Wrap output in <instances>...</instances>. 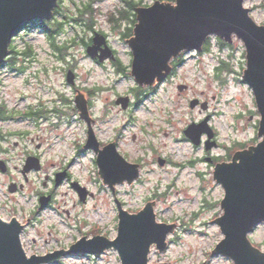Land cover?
<instances>
[{
	"label": "clouds",
	"instance_id": "clouds-1",
	"mask_svg": "<svg viewBox=\"0 0 264 264\" xmlns=\"http://www.w3.org/2000/svg\"><path fill=\"white\" fill-rule=\"evenodd\" d=\"M50 2L43 28L27 24L12 35L0 66V228L15 221L25 264H32V251L60 247L61 233L65 243L78 242L56 252L64 253L56 264H125L116 246L122 218L149 208L153 225L165 231L163 248L147 244L144 264H238L220 251L228 240L220 223L228 191L216 174L221 166L241 167L238 155H254L264 145V113L245 82V39L237 31L210 32L198 46L169 54L151 82H141L131 42L146 0ZM153 2L176 11L181 0ZM234 2L244 21L264 31V0ZM21 113L22 120L9 119ZM202 124L207 131L198 143L185 134ZM108 144L126 166L135 165L133 175L108 180L100 165ZM69 162L72 175H57ZM74 185L83 186V200ZM26 208L38 211L24 218ZM94 227L108 237L84 235ZM95 238L108 246L68 255ZM243 240L264 257V221L244 231Z\"/></svg>",
	"mask_w": 264,
	"mask_h": 264
},
{
	"label": "water",
	"instance_id": "water-1",
	"mask_svg": "<svg viewBox=\"0 0 264 264\" xmlns=\"http://www.w3.org/2000/svg\"><path fill=\"white\" fill-rule=\"evenodd\" d=\"M52 6L50 0H0V66L7 55L5 48L9 38L25 24L47 17ZM140 18L137 39L131 42L136 57L134 75L139 81L150 83L169 54L182 47L190 49L198 46L208 33L215 32L227 37L231 31H237L249 49V71L245 74V81L255 90L259 110L264 113V31L255 30L238 15L234 0H181L180 8L176 11L152 5L140 10ZM101 43L103 40L98 37L97 47ZM89 55L94 57L95 49H90ZM71 80L72 75L69 74L68 82L71 83ZM79 104L83 107L82 98ZM202 131H207L203 124L199 127L193 125L185 134L198 143ZM89 146H95L94 142ZM105 147L109 148L102 154L100 165L108 180L116 182L126 175L134 174L135 165L126 166L111 151L110 144ZM34 158H30L29 167L35 165ZM238 158L242 160L241 167L221 166L216 174L217 180L228 191L224 202L227 215L220 221L228 234V240L220 251L237 258L238 264H264V257H258L243 240L244 231L264 221V145L254 155L243 154L238 155ZM58 175L62 177L66 173ZM44 198L42 205L47 206L48 197ZM17 231L19 229L15 221L10 228H0V264H25L16 240ZM164 231V226L153 225L150 208L136 218H127L125 215L122 218L121 236L116 242L125 264H144L147 244L152 241L160 243L163 248ZM107 246L103 238H95L88 243L81 241L71 253H98ZM63 254H51L54 256L49 258L34 256L32 264L56 263L54 257Z\"/></svg>",
	"mask_w": 264,
	"mask_h": 264
},
{
	"label": "rangeland",
	"instance_id": "rangeland-1",
	"mask_svg": "<svg viewBox=\"0 0 264 264\" xmlns=\"http://www.w3.org/2000/svg\"><path fill=\"white\" fill-rule=\"evenodd\" d=\"M145 0H136V3L137 5H140L141 3H144ZM147 2V7H150L152 5H154V2L153 0H146ZM145 7V8H147ZM41 20H36V21H33L32 23L30 24H33L34 26H40L41 28H43V25L42 23H39ZM46 30V29H45ZM246 82V81H245ZM247 83V82H246ZM186 85V84H184ZM184 85H180V87H184ZM188 87V85H186ZM24 118V114L21 113L20 115L18 116H15L13 119L15 120H22ZM99 141V143H101V141L99 139H97ZM213 160L214 161H219L220 158L219 157H213ZM58 163V161H57ZM71 167V162H69L68 164H65L64 165V171H61L59 172V174H63V173H66V175H72V173L70 171H68V169ZM58 174V173H57ZM81 188H83L82 185H80ZM74 187V186H73ZM44 197H47V194H45ZM119 203H122V202H119ZM124 210H126L127 212H129V210L127 208H123ZM38 209H32L31 212H29V210L26 208L24 210V218H27L29 215H35L37 213ZM139 211V210H137ZM171 226V225H170ZM103 233L104 234V237H108V233L105 232L104 228L103 227H94L93 229H91L89 232H86L84 233L85 236L87 235H91L93 233ZM64 235L63 233L60 234V236L58 237V239L60 240V243H61V246L60 247H57L55 249H50V250H46L44 252H36V251H32L30 253L31 257H34V256H37V257H47L48 255H51V254H55L56 252H59V251H67L69 250L71 247L75 246V243H77L78 241H69L67 243L64 242ZM214 251V248H211L207 251V255H211V253ZM64 255V254H63ZM68 255H73V256H76V257H79V256H83L85 254H82V253H68ZM45 264H56V263H45ZM204 264H207V261L204 262Z\"/></svg>",
	"mask_w": 264,
	"mask_h": 264
},
{
	"label": "flooded vegetation",
	"instance_id": "flooded-vegetation-1",
	"mask_svg": "<svg viewBox=\"0 0 264 264\" xmlns=\"http://www.w3.org/2000/svg\"><path fill=\"white\" fill-rule=\"evenodd\" d=\"M184 87H187L186 85H184ZM14 117H9V119H13ZM104 146H106V145H104ZM67 173V172H66Z\"/></svg>",
	"mask_w": 264,
	"mask_h": 264
},
{
	"label": "bare ground",
	"instance_id": "bare-ground-1",
	"mask_svg": "<svg viewBox=\"0 0 264 264\" xmlns=\"http://www.w3.org/2000/svg\"><path fill=\"white\" fill-rule=\"evenodd\" d=\"M30 23H32V22H30Z\"/></svg>",
	"mask_w": 264,
	"mask_h": 264
}]
</instances>
